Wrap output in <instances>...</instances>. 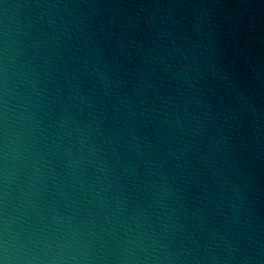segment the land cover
Wrapping results in <instances>:
<instances>
[{
  "label": "water",
  "instance_id": "95a60500",
  "mask_svg": "<svg viewBox=\"0 0 264 264\" xmlns=\"http://www.w3.org/2000/svg\"><path fill=\"white\" fill-rule=\"evenodd\" d=\"M0 264H264V0H0Z\"/></svg>",
  "mask_w": 264,
  "mask_h": 264
}]
</instances>
